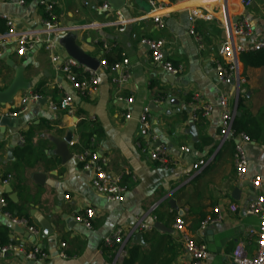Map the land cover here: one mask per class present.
Here are the masks:
<instances>
[{"label":"crops","instance_id":"1","mask_svg":"<svg viewBox=\"0 0 264 264\" xmlns=\"http://www.w3.org/2000/svg\"><path fill=\"white\" fill-rule=\"evenodd\" d=\"M20 1L0 0V16L10 18L17 32L41 31L43 13L38 0H24L22 5ZM231 1L234 2L227 6L229 16L241 15L253 27V36L239 43L248 47L262 40L264 0H253L245 10L238 0ZM156 2L164 22L162 29L154 27L147 0L59 1L57 22L65 29L57 43L60 56H68L63 41L72 37L78 49L98 62L103 58L109 64L124 59L129 63L127 83L119 85L115 76L100 71L101 84L92 96L83 98L73 93L70 114L49 110V104L59 103L62 92L69 87L54 71L46 53L38 48L21 58L10 47L0 57V92L16 78L20 86L8 103H0V118L19 111L21 98L29 93L40 92L41 99L46 100L44 104H29L25 112L14 117L20 124L6 127L0 134V201L5 203L0 204V249L11 246L28 251L38 247L48 255L45 261L31 263L10 250L0 252V264H122L134 246L139 247L135 264H184L187 257L172 229L177 216L185 222L186 235L206 246L208 256L202 264H233L230 257L240 243L249 255L255 252V238H249L247 232L256 227L257 218L245 215L243 207L255 198L252 180L261 181L264 193V67L250 68L240 57L245 82L240 85L235 103V89L216 84L211 62L218 58L224 39L225 13L218 2ZM104 4L109 6L108 11L101 9ZM194 7L212 15L210 21L198 19L194 25L199 43L187 33L189 12ZM117 11L122 24L116 22ZM6 33L7 27L0 19V35ZM141 39L164 40L166 59L183 65L184 72L175 77L173 85L165 79L170 75L152 63L150 52L140 45ZM221 93L227 95L230 111L251 115L262 128L260 139L241 145L247 158L243 182H238L234 173L235 142L229 138L222 141L219 136ZM118 96L133 99L130 120L124 118L125 105L116 100ZM205 106L213 108L208 116L202 114ZM144 108L150 109V129L147 137H140L138 117ZM192 129L198 139L194 144L189 134ZM69 130L75 145L82 133H90L93 141L92 146L89 141V147L78 152L68 146L72 157L63 163L54 142L63 140ZM26 137L28 144H24ZM159 144L166 149L165 166L152 162L147 153ZM20 146L26 151L21 152ZM90 149L106 159L105 171L109 175L128 173L123 176L127 192L122 203H108L91 187V172L81 170L74 158ZM199 160L208 164L193 172L192 165ZM34 174L44 176L42 184L33 180ZM8 176V183L3 184ZM236 189L239 192L234 198ZM7 201L15 207L13 215L27 221L26 226L11 223L5 215ZM231 205L238 210L229 212ZM86 209L94 211L89 230L75 221ZM214 209L221 212L222 221L207 227L212 231L207 236L199 224ZM136 220L152 229L133 232ZM154 223L171 232L154 229ZM30 225L38 234L28 231ZM117 230L123 233L122 247H104L103 239ZM138 233L142 234L140 243L133 241ZM61 244L65 247L61 248ZM60 252L66 259L59 257Z\"/></svg>","mask_w":264,"mask_h":264},{"label":"built area","instance_id":"2","mask_svg":"<svg viewBox=\"0 0 264 264\" xmlns=\"http://www.w3.org/2000/svg\"><path fill=\"white\" fill-rule=\"evenodd\" d=\"M60 0H38V6L43 13L41 20V31L30 32L21 31L17 32L12 24L10 18L5 15L0 16V19L4 21L7 27V33L0 35V57L5 54V50L12 48L16 56L24 58L29 51L41 49L49 56V60L53 66L54 71L62 75L64 83L69 87L68 91H63L61 99L57 104H49V110L51 112L64 111L68 114L72 112L73 105V93L83 97L89 98L94 94L97 87L101 84L100 71H106L109 75L115 76V82L119 85L125 84L130 79L128 70V61L126 59L108 64L105 59H100L98 62V68L92 70L75 59L69 56H60L57 48L58 41L61 39L64 33L57 22L58 20V8ZM192 1V0H186ZM219 7H221L225 13L222 27L224 29V39L220 45V50L217 59H213L212 65L215 71V80L217 85L223 87H233L235 89V103L238 100V91L240 85L245 82L243 75L240 72L239 60L242 54L247 52H255L264 49V38L255 44L248 47L239 43V40L249 39L253 36L252 25L241 15L229 16V10L227 6L231 5L234 1L231 0H216ZM24 0L20 1L22 5ZM149 5V15L156 29H162L164 22L162 16L159 14V5L156 0H147ZM241 8L248 9L253 4V0H238ZM103 11H108L109 6L107 4L102 5ZM117 23H123L120 13L116 12ZM212 15L209 13H203L201 7H194L188 16L189 28L187 33L194 37L196 42H200L199 37L194 31V25L198 19L210 21ZM227 18V19H226ZM233 18V19H232ZM226 19V20H225ZM264 25V17L262 20ZM166 42L164 40H148L141 39L140 45L147 48L150 52V58L154 65H158L164 73L170 76H178L184 72L182 64L174 65L169 62L165 57L164 47ZM104 48H106L104 46ZM202 47L200 46V49ZM61 91V87H57ZM41 100V96L37 93H29L20 100V110L16 113L10 114L11 117L20 115L27 110V107L31 103H36ZM117 101L125 105L124 118L130 120L132 118L130 112V106L133 104L132 98L117 97ZM218 106L221 109L219 136L222 141L226 138L233 140L235 143V151L233 156L234 173L238 182L246 180L247 173V158L242 148V144L250 142L244 135H234L232 131V123L235 118V111L229 109V99L226 94L221 93L218 98ZM213 111L211 106L203 107V116H208ZM138 123L140 125L139 136L147 137L150 129V109L144 108L138 117ZM20 141L23 139L20 137ZM92 139L90 140V146H92ZM76 142H70L69 146L73 147ZM138 147H140L138 145ZM92 149V148H91ZM85 150L82 153L74 155L77 162L81 164V170L84 172H91L90 185L93 190L104 197L108 203H122L124 201L125 193L127 192V186L123 183V176H127L128 173H122V175L114 176L109 175L105 171L106 159L102 158L94 150ZM143 149V148H141ZM149 159L161 166H165L168 163L166 155V149L160 144L147 151ZM208 162L206 160H199L192 165L193 172L201 171ZM10 176L6 177L2 183L7 184ZM134 179V178H133ZM252 191L255 193L253 201L249 202L243 211L245 215L257 218V225L255 228L248 230L249 238H255L256 250L253 255H249L242 243L238 244L231 254V261L233 264H264V193L262 192V183L259 179L251 181ZM2 206H5L3 200L0 201ZM155 208V207H154ZM229 212L234 213L238 210V207L231 205L228 207ZM7 217H10L13 225L26 226L24 220H18L12 218L9 214L5 213ZM94 218V211L92 209H86L82 215L75 218L76 223L81 224L85 229H91V221ZM222 221V214L218 209H214L211 216L206 217L200 224L199 229L205 230L207 227L217 225ZM152 228L148 224L142 223L141 220H136L133 232H149ZM173 232L177 235V240L181 244L183 254L187 257V261L184 264H202L208 256L206 246L194 240L192 237L185 233V222L182 217L177 216L174 218ZM28 231L36 235L38 234L35 229L28 227ZM121 230H117L112 234L107 235L103 239L104 247H112L114 245L124 244ZM61 248L65 247V244L60 245ZM10 250L17 251L24 259L29 261H45L48 259V255L38 247H33L28 251L17 250L11 246L2 247L1 253H6ZM59 257L66 259L64 252H60Z\"/></svg>","mask_w":264,"mask_h":264},{"label":"water","instance_id":"3","mask_svg":"<svg viewBox=\"0 0 264 264\" xmlns=\"http://www.w3.org/2000/svg\"><path fill=\"white\" fill-rule=\"evenodd\" d=\"M109 2L111 3L112 1H109ZM63 46H64V49L67 52L68 56L75 59L80 64H82V65H84V66H86L92 70H96L98 68V61L90 58L89 56L84 54L80 49H78L76 47V45L74 44V39L72 37H68V38L64 39ZM8 65H9V63H8ZM165 79L169 84H171V85L174 84V80H175L174 76H167V77H165ZM18 80L19 79L16 78L15 81L13 82V84L8 89L0 92V103L1 104L8 103L13 98V96L16 94V92L19 90L20 86L18 84ZM39 103L44 104V103H46V100L41 99L39 101ZM235 117H240V113L236 112ZM19 124H20V121L14 117H10V116L1 117L0 118V134H4L6 127L7 128H16V126ZM189 134L191 135V138H192V144L197 143L198 139H197V135H196L195 130L194 129L190 130ZM72 138L73 137H72L71 130H69L68 134L66 135V137L63 140L54 142L55 146H56V150H57L56 154L62 159L63 163L67 162L72 157V155L68 149L69 143L73 140ZM235 143L240 144L239 142H235ZM7 155H8V157H10L11 149L7 150ZM43 179H44V176L41 174H34L33 175V180L38 184H42ZM238 192H239L238 189L234 190V192H233L234 198H237L235 196L238 195ZM169 204L171 206H174V203L172 201H169ZM153 227H154V229L161 231V232L162 231L167 232V233L171 232L159 223H154ZM19 231H20V229H19ZM43 231L46 232V230H44V227H43ZM203 234L207 235V236H211L212 231L210 228H207L203 231ZM44 236H46L45 233H44ZM141 239H142L141 233H138L135 237H133V241H136L137 243H140ZM31 263H33V261Z\"/></svg>","mask_w":264,"mask_h":264},{"label":"trees","instance_id":"4","mask_svg":"<svg viewBox=\"0 0 264 264\" xmlns=\"http://www.w3.org/2000/svg\"><path fill=\"white\" fill-rule=\"evenodd\" d=\"M4 31H5V29H4ZM242 58L245 60L247 66L250 68L264 67V49L259 50V51H255V52L244 53V54H242ZM39 93L40 92H38L37 94H39ZM40 94H42V93H40ZM232 131H233L234 135H240V134L244 135L245 137H247V139L249 141H256V140L260 139V137L262 135V128H261L259 122L249 114H244L240 117H235L234 121L232 123ZM91 137L92 136L90 133L80 134V136L78 138V144L74 145L72 149L74 151L78 152V151H82L85 148H88L89 147V141L91 140ZM28 142H29V138L26 137L24 139V144L25 143L28 144ZM20 148L21 149H19V150L21 152L26 151V148H22L21 146H20ZM14 209H15L14 205L7 201V204L5 207V213L9 214L12 218H15L18 220H24L20 216L13 215ZM155 218H156V220L159 221V218H157V217H155ZM25 222H26V224H28L27 221H25ZM30 227H31V225H30ZM32 228L35 229L34 227H32ZM138 257H139V247L134 246L128 250V255L126 258L123 259L122 264H135V262L138 260Z\"/></svg>","mask_w":264,"mask_h":264}]
</instances>
